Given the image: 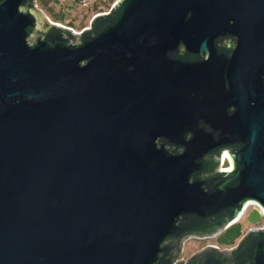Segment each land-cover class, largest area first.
I'll use <instances>...</instances> for the list:
<instances>
[{
    "label": "water",
    "instance_id": "water-1",
    "mask_svg": "<svg viewBox=\"0 0 264 264\" xmlns=\"http://www.w3.org/2000/svg\"><path fill=\"white\" fill-rule=\"evenodd\" d=\"M35 7L0 0V264H264L256 208L236 253L178 260L264 210V0H119L80 34Z\"/></svg>",
    "mask_w": 264,
    "mask_h": 264
},
{
    "label": "rangeland",
    "instance_id": "rangeland-1",
    "mask_svg": "<svg viewBox=\"0 0 264 264\" xmlns=\"http://www.w3.org/2000/svg\"><path fill=\"white\" fill-rule=\"evenodd\" d=\"M36 9L40 10L47 18L54 21H60L76 30H82L89 27L92 16L96 10L94 8L77 5L72 0H36ZM49 20V19H48ZM252 208L249 209L251 211ZM248 211V212H249ZM264 222L259 225L262 226ZM258 225V226H259ZM251 225L246 221V216L240 218L237 222L227 224L216 235L212 236H189L184 239L182 251L178 255V260L187 261L194 253L208 247L214 246L221 251L227 249L230 251L238 247V243L250 231Z\"/></svg>",
    "mask_w": 264,
    "mask_h": 264
},
{
    "label": "built area",
    "instance_id": "built-area-1",
    "mask_svg": "<svg viewBox=\"0 0 264 264\" xmlns=\"http://www.w3.org/2000/svg\"><path fill=\"white\" fill-rule=\"evenodd\" d=\"M36 1V0H35ZM74 3H76L77 5H82V6H86V7H92V8H94V10H96V12H94V14H93V16H92V20H93V18L96 16V15H98V14H103V13H110L111 12V10H112V8H113V5L115 4V3H117L119 0H72ZM36 5V4H35ZM49 19V21L50 22H52V23H54V24H58V25H61V26H63V27H65V28H69V29H71V30H73L76 34H80V33H82L83 31H84V29L85 28H83L82 30H76V29H74L73 27H71V26H67V25H65L64 23H61L60 21H54V20H52L51 18H48ZM92 20H91V22H92ZM86 28H91V24H90V26L89 27H86ZM227 152H226V150L221 154V157H220V166H219V169L220 170H224V171H228L230 168H231V161H230V159H229V156L227 155L226 157H225V154H226ZM215 170H216V168H215ZM250 208H256V209H258L260 212H261V214H262V216H263V218H262V221L261 222H264V210L259 206V205H257L256 203H254V202H248L246 205H245V207L243 208V211H242V213H241V216L243 217V216H245L247 213H248V211H249V209ZM240 216V217H241ZM241 217V218H242ZM240 219V218H239ZM238 219V220H239ZM238 220H236L235 222H237ZM234 222V223H235ZM260 222V223H261ZM259 223V224H260ZM228 224H232V223H228ZM258 224V225H259ZM256 226H253V227H251V228H255ZM258 228H260V229H264V224L262 225V226H258ZM217 233V232H216ZM216 233L215 234H213V235H216Z\"/></svg>",
    "mask_w": 264,
    "mask_h": 264
},
{
    "label": "trees",
    "instance_id": "trees-1",
    "mask_svg": "<svg viewBox=\"0 0 264 264\" xmlns=\"http://www.w3.org/2000/svg\"><path fill=\"white\" fill-rule=\"evenodd\" d=\"M33 3H34V0H33ZM96 20V19H95ZM95 20L93 21V24H92V26L94 27V23H95ZM92 27V28H93ZM49 29L51 30H55V29H60V28H58V27H56V26H49ZM61 30V29H60ZM68 34H69V36H72V33L70 32V31H67V30H65ZM85 33V32H84ZM214 161V164H213V167H212V173L213 174H219V173H215L214 172V170H215V168L218 166V163H219V160H213ZM229 221H230V216L228 215V214H226V213H224L222 216H221V219H220V221L218 222V227L219 228H221L222 226H224L225 224H227V223H229ZM198 232H202V233H204V232H210V233H213V232H215L216 230H212V227H209V226H199L197 229H196ZM263 233H264V230L262 231ZM189 234H192V233H186L184 236H188ZM250 236V235H249ZM249 236L248 237H246L242 242H241V244H240V246L239 247H237L234 251H233V254L234 253H236V251H238V250H240L245 244H246V242H248V239H249ZM200 258V255H196V256H194V257H192L191 259L192 260H198Z\"/></svg>",
    "mask_w": 264,
    "mask_h": 264
},
{
    "label": "flooded vegetation",
    "instance_id": "flooded-vegetation-1",
    "mask_svg": "<svg viewBox=\"0 0 264 264\" xmlns=\"http://www.w3.org/2000/svg\"><path fill=\"white\" fill-rule=\"evenodd\" d=\"M226 43H227V42H225V41H224V42L221 41V45H222V46H225ZM223 149H225V148H222L220 151H222ZM227 149H231V147H227ZM209 158H211V159L214 160V159H215L214 154L210 155ZM250 230H251V229H250ZM250 233H251V231H249V233L245 236V238L248 237V236L250 235ZM245 238H244V239H245ZM244 239H243V240H244ZM243 240H241V241L238 243V247L240 246V244H241V242H242ZM202 255H204V253H202L200 256H202Z\"/></svg>",
    "mask_w": 264,
    "mask_h": 264
},
{
    "label": "bare ground",
    "instance_id": "bare-ground-1",
    "mask_svg": "<svg viewBox=\"0 0 264 264\" xmlns=\"http://www.w3.org/2000/svg\"><path fill=\"white\" fill-rule=\"evenodd\" d=\"M227 155H228V154L226 153V154H225V157H226Z\"/></svg>",
    "mask_w": 264,
    "mask_h": 264
}]
</instances>
